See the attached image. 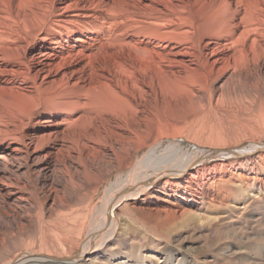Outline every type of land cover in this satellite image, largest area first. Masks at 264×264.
I'll list each match as a JSON object with an SVG mask.
<instances>
[{
  "label": "bare ground",
  "instance_id": "6f19581e",
  "mask_svg": "<svg viewBox=\"0 0 264 264\" xmlns=\"http://www.w3.org/2000/svg\"><path fill=\"white\" fill-rule=\"evenodd\" d=\"M257 100L264 0H0V264H264Z\"/></svg>",
  "mask_w": 264,
  "mask_h": 264
},
{
  "label": "rangeland",
  "instance_id": "374dc122",
  "mask_svg": "<svg viewBox=\"0 0 264 264\" xmlns=\"http://www.w3.org/2000/svg\"><path fill=\"white\" fill-rule=\"evenodd\" d=\"M258 101L259 100L255 101L254 102L255 104L253 103L251 106L252 108L250 107L244 115H241V116L239 114H237V116L233 115L234 117H231L233 119H230V121L226 125L227 126V128H225V130H227L226 132H228L231 135L236 134L242 137L241 143L243 144H246L250 140H257V141L264 142V114H262V112L264 113V106H263L264 101L262 102L259 101L260 103ZM261 103H263L262 106L260 105ZM259 106L260 108L261 107L262 108L260 109ZM256 111L258 112L260 111V112L258 113ZM180 144L182 148H184V150L189 147V144L186 140H181ZM159 150H161V148ZM111 179L112 180L114 179V175L111 177ZM140 205L141 203H138V202L135 203L136 207ZM135 209L137 208L134 207V209L133 208L127 209L128 211H125L126 209L123 210L124 212L123 215L127 216L126 217L127 219L125 217L124 218L122 217L119 219L120 224L123 223V225L121 224V227L123 228L121 237H124L125 235L124 233L130 232V234H133L135 236H140L143 240L141 242L142 244L143 243L148 244V240L149 239L151 240L153 236L155 237L156 235H161L160 229L157 227V225H154L155 223L152 222L153 220H151L147 215H145L139 209L137 210ZM191 245L196 246V244L194 243ZM171 247H174V246L168 244V248L173 249Z\"/></svg>",
  "mask_w": 264,
  "mask_h": 264
}]
</instances>
